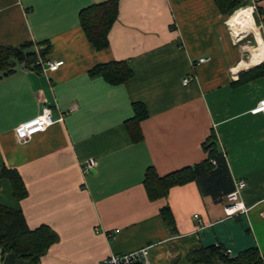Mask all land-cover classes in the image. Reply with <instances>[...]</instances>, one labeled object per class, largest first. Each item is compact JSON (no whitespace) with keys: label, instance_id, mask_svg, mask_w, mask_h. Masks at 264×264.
Returning <instances> with one entry per match:
<instances>
[{"label":"crops","instance_id":"obj_1","mask_svg":"<svg viewBox=\"0 0 264 264\" xmlns=\"http://www.w3.org/2000/svg\"><path fill=\"white\" fill-rule=\"evenodd\" d=\"M103 1L0 0V46L50 44L44 60H64L47 71L24 62L0 70V168L18 170L27 190L16 196L0 176V203L21 209L31 228L47 224L57 234L38 263L21 258L100 264L112 252L151 245L153 264H192L191 248L217 243L230 256L252 246L264 253V111L252 112L264 98V74L234 83L264 62V0H244L248 26L233 28L260 23L253 47L260 58L252 57L250 33L238 38L230 29L238 10L222 13L215 0H120L109 44L97 48L80 11ZM201 56L209 59L197 62ZM122 59L134 72L125 81L90 72ZM136 102L148 115L144 137L134 141L125 121ZM45 105L54 122L21 141L17 126ZM213 131L234 181L246 179L240 197L248 212L227 214L226 199L204 195L195 180L151 199L146 169L164 175L201 161ZM90 158L96 164L86 171ZM166 204L175 230L162 217ZM8 253L0 247V264Z\"/></svg>","mask_w":264,"mask_h":264},{"label":"trees","instance_id":"obj_2","mask_svg":"<svg viewBox=\"0 0 264 264\" xmlns=\"http://www.w3.org/2000/svg\"><path fill=\"white\" fill-rule=\"evenodd\" d=\"M222 13H231L235 8L244 5V0H215ZM120 0H106L93 3L81 9L80 21L88 38L97 48L109 44V32L119 15ZM32 42L23 45L0 46V70L8 74L15 70L18 62L25 66L42 69L39 59H44L50 44L39 45L38 50L31 49ZM252 57L260 58L258 49L252 50ZM92 74H103L110 81H125L134 72L128 60H110L96 64L90 71ZM264 74V62L242 73L234 83L256 78ZM2 76V75H0ZM135 113L125 121L126 128L132 140L144 137L141 121L148 115L147 107L139 102L135 103ZM207 156L199 162L186 165L167 174L158 173L154 165H150L145 172L144 184L151 199L168 195L170 188L176 184H183L195 180L204 195L221 202L226 195L234 190L235 181L232 176L227 158L220 147L218 137L213 131L202 144ZM215 159L214 163L212 160ZM7 176L13 184L16 196L26 195L27 190L18 170L3 166L0 176ZM161 214L167 224L175 230V218L169 204L161 208ZM57 239L56 232L47 224L31 228L24 212L0 203V247L6 252H13L31 262L38 263L51 244ZM192 264H264V253L257 246L248 247L235 256L223 251L222 245L196 246L191 248L188 255Z\"/></svg>","mask_w":264,"mask_h":264},{"label":"built area","instance_id":"obj_3","mask_svg":"<svg viewBox=\"0 0 264 264\" xmlns=\"http://www.w3.org/2000/svg\"><path fill=\"white\" fill-rule=\"evenodd\" d=\"M232 33H234L238 38L240 33H237L233 30L232 24L230 25ZM209 57L201 56L197 62L207 61ZM39 63H41L43 70H52L57 69L63 62V59L58 60H46L40 58ZM47 63V64H46ZM189 80V77L185 78V82ZM264 111V98L261 99L255 107L252 108V112ZM54 122L52 117V109L50 106L45 105L43 110L37 116L30 118L16 128V134L21 141L27 140L32 137L35 133L45 130L50 124ZM214 163L215 159L212 160ZM96 164L95 158H90L85 164V170H91ZM246 185V179L240 178L235 181V188L226 195V212L227 214H235L236 212H248L249 207L242 201L240 194L243 187ZM195 217L200 218L198 213L195 214ZM220 245V243H217ZM151 245H145L140 248L123 252L116 253L112 252L107 257H105L100 264H153V259L151 256ZM231 248L227 247L225 253H230Z\"/></svg>","mask_w":264,"mask_h":264},{"label":"bare ground","instance_id":"obj_4","mask_svg":"<svg viewBox=\"0 0 264 264\" xmlns=\"http://www.w3.org/2000/svg\"><path fill=\"white\" fill-rule=\"evenodd\" d=\"M249 11L250 10L246 8H239L238 11L232 16L230 22L235 31L236 29H239L238 27H241V29H245L246 26H248ZM242 63L243 61L241 62V65ZM244 66H246V64H244Z\"/></svg>","mask_w":264,"mask_h":264},{"label":"water","instance_id":"obj_5","mask_svg":"<svg viewBox=\"0 0 264 264\" xmlns=\"http://www.w3.org/2000/svg\"><path fill=\"white\" fill-rule=\"evenodd\" d=\"M3 264H33L30 263L28 260L22 259L21 257H18L15 253L9 252L5 256V260Z\"/></svg>","mask_w":264,"mask_h":264},{"label":"rangeland","instance_id":"obj_6","mask_svg":"<svg viewBox=\"0 0 264 264\" xmlns=\"http://www.w3.org/2000/svg\"><path fill=\"white\" fill-rule=\"evenodd\" d=\"M246 6V5H245ZM240 7V6H239ZM239 7H237V8H239ZM237 8H235L233 11L235 12V11H237L238 9ZM230 24H231V22H230ZM260 24V23H259ZM258 23H255V26H256V28H257V30L259 31V25ZM255 28V29H256ZM255 29H247V30H244V31H242V33H246V32H248V33H250V35H251V37L253 38V41H252V44H253V46H251V51L253 50V47L255 46V45H257V37H256V35H255ZM263 30V29H262ZM251 52H249V54H250ZM253 55V54H252ZM246 60L247 61H249L250 60V57H249V55L247 56V58H246Z\"/></svg>","mask_w":264,"mask_h":264}]
</instances>
